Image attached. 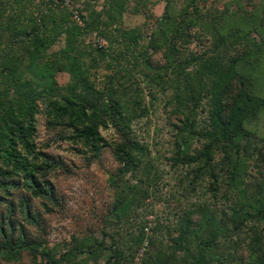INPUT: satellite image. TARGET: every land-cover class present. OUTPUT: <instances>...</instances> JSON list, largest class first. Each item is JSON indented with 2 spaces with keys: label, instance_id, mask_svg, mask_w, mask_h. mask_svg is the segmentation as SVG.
<instances>
[{
  "label": "rangeland",
  "instance_id": "rangeland-1",
  "mask_svg": "<svg viewBox=\"0 0 264 264\" xmlns=\"http://www.w3.org/2000/svg\"><path fill=\"white\" fill-rule=\"evenodd\" d=\"M25 1L0 0V51L18 33L9 16L46 4ZM54 1L49 47L33 61L22 43L7 49L22 90L37 97L16 139L23 168L11 165L0 189L11 220L0 264H264V108L242 121L238 147L212 144L201 158L205 140L181 131L175 98L179 64L198 54L232 60L244 80L220 81L230 94L223 121L243 92L264 99V0ZM166 19L183 34L162 40ZM196 105L206 127L216 108L205 92ZM94 126L93 143L83 133ZM126 145L141 147L140 165H128Z\"/></svg>",
  "mask_w": 264,
  "mask_h": 264
},
{
  "label": "trees",
  "instance_id": "trees-1",
  "mask_svg": "<svg viewBox=\"0 0 264 264\" xmlns=\"http://www.w3.org/2000/svg\"><path fill=\"white\" fill-rule=\"evenodd\" d=\"M15 3V7L25 8V0H11ZM25 2V3H22ZM193 4V2H190ZM55 1L46 0L45 6L40 9L36 8V12H24L21 10L16 15L9 16L11 24L14 28L18 25L16 34H9L7 36L8 44L5 45V49L0 52L3 56H0V60H3V64L0 66V76H8V84L4 87H0V160L6 161L5 169L0 167V189L3 192H8L3 180L8 179L11 176L10 166H20L24 159H21L16 147L17 137H23L24 125L31 124L33 113L36 108L37 92L34 88L29 87L26 90H22V84L19 83V76L11 69L12 65L8 61L10 58L7 56L9 51L18 49L17 44H23L25 48L26 57L30 60H36L40 53L45 51L49 47V43L53 41L57 36L56 29L60 27V20L56 15ZM15 9V8H14ZM16 10V9H15ZM187 16V9L184 10L181 19H185ZM170 29H164L165 31L161 35L162 40H166L167 34L172 37L180 36L183 33L182 25H175L170 20L166 19ZM181 21V20H180ZM185 28V25H184ZM62 33H65L64 31ZM22 36V37H21ZM19 37V38H18ZM20 37L22 41H20ZM17 46V47H16ZM171 53V52H170ZM174 56V55H173ZM217 58H203L198 54H190L182 63L179 64V68L176 75V83L182 85V94L177 95V103L182 104L183 108L181 113L184 116V121L181 123V131L187 132L189 138L196 139L198 141L205 140L202 145V149L196 154L201 158H206L210 150V145H231L238 147V138L243 137L244 131L242 129V121L245 119H252L258 111L264 108V99H256L249 92H243L241 98L231 103L230 114L226 121L221 119L223 109L225 108V101L230 99L229 91L220 86V81L226 76H229L231 80L243 85L244 80L233 72L234 65L232 60L228 61L226 65L222 62H218ZM4 61L7 64L4 65ZM209 75H213L212 79H209ZM26 84V83H25ZM12 90V94H9ZM184 90V92H183ZM208 95L211 103L216 108V112L211 121H209L206 127H197V101L198 97L203 94ZM98 136L97 126H94L90 131H84L83 138L89 142H97ZM129 148L126 151L127 163L129 166H138L141 164V159L133 151L139 150L142 154L140 146L126 145ZM187 148V141L183 138L180 141L181 149ZM179 154L182 152H178ZM195 158V157H194ZM199 157V159H201ZM23 168V166H20ZM9 205V204H8ZM8 212H12L11 205L8 206ZM8 213V215H9ZM0 233L5 234L6 225L9 226L11 220L4 221L5 214L0 215ZM212 226V224H211ZM211 240V239H210ZM4 246V244H3ZM1 249V244H0Z\"/></svg>",
  "mask_w": 264,
  "mask_h": 264
}]
</instances>
